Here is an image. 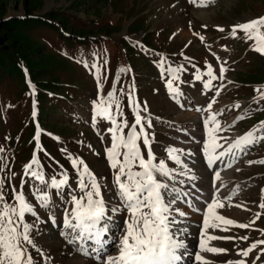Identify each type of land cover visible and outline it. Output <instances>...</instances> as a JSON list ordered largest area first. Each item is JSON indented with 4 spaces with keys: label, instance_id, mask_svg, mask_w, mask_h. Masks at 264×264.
I'll list each match as a JSON object with an SVG mask.
<instances>
[{
    "label": "rangeland",
    "instance_id": "rangeland-1",
    "mask_svg": "<svg viewBox=\"0 0 264 264\" xmlns=\"http://www.w3.org/2000/svg\"><path fill=\"white\" fill-rule=\"evenodd\" d=\"M259 16H264V0H205L203 4L200 0H0V192L15 205L13 188L19 192L23 183L25 197L34 206L36 215L26 213L24 218L32 225L29 234L35 247L25 245L28 254L36 256L32 264H102L75 251L77 241L69 243L73 234L63 227L64 211L72 208L71 195L80 194L78 172L69 156L82 159L101 180L102 194L109 205L118 203L113 170L105 152L112 143L108 129L115 125L96 115V105L108 101L104 107L110 104L111 114L126 135L134 123L132 92L144 110L146 129L153 133L157 160H165L174 172L182 169L169 159L167 148L179 144L178 136L194 124L191 113L182 107L189 94L197 98L199 109L210 95L215 97L207 112L208 116L217 114L219 129L214 135L219 144L225 145L235 134L259 129L256 141L240 151L239 162L231 174L225 175L230 199H222L224 208L216 209L236 223L208 229L210 235L234 239L209 242L210 246L226 249L224 253L202 254L212 264H227L234 258L245 264H264V244L257 243L264 240V208L260 207L264 204V163H259L264 160V139H260L264 128H259L264 121V98L257 92L264 90V54L254 50L255 40H249L242 31L235 37H223L235 24ZM211 43L210 49L221 52L218 56L224 72L222 79L212 80L219 93L212 88L204 95L200 83H196L199 80L188 81L193 71L206 76L203 68L191 71L187 64L189 55L201 56L217 68L215 58L205 53V46ZM158 52L164 55L156 56ZM153 59L158 68L151 65ZM174 68L183 72L187 83L179 85L173 78ZM170 79L179 87V94L171 96L173 101L166 90ZM110 92L114 93V102L109 100ZM32 118L39 119L41 129L40 150L33 156ZM125 120L126 127L122 123ZM183 136L188 140L187 134ZM16 139L19 141L14 142ZM138 143L146 158L141 141ZM60 146L66 152L60 151ZM196 148L204 151L201 144ZM34 156L38 163H32ZM63 160L71 169L61 168ZM30 163L29 172H42L47 184L51 182L47 179L59 180L67 172V185L61 190L46 187L26 174L25 166ZM158 179L165 182L163 177ZM37 188L49 193L47 208L36 199ZM126 216V212L113 214L112 238L101 257L116 255V238ZM50 217L55 218V224ZM196 220L200 222L198 217ZM188 222L199 226L198 222ZM224 227L228 231H223ZM192 228L183 231L190 233ZM62 231L69 233L67 239ZM253 244L256 247L248 256L240 255ZM191 264L199 262L194 257Z\"/></svg>",
    "mask_w": 264,
    "mask_h": 264
},
{
    "label": "snow or ice",
    "instance_id": "snow-or-ice-1",
    "mask_svg": "<svg viewBox=\"0 0 264 264\" xmlns=\"http://www.w3.org/2000/svg\"><path fill=\"white\" fill-rule=\"evenodd\" d=\"M195 2V0H192ZM203 4L205 0H200ZM264 16L249 19L247 21L237 23L232 28V35L236 36L238 31H242L249 40H255L253 45L254 50L264 54ZM203 39V38H201ZM162 67V65H161ZM171 72L172 70L169 69ZM221 73L224 68L221 67ZM207 75L209 79L205 81L204 87L212 86V80L217 77L212 72L211 65L208 66ZM174 79H178L175 75ZM196 79L200 80L201 76L196 75ZM168 89L173 94H179L178 87H173V81H167ZM261 98H264V90L257 89ZM109 100L114 102V93L108 94ZM108 101H101L96 105V115L103 116L109 119L114 128L108 130L112 133L111 147L106 148V158L109 167L113 170V183L116 187L115 197L118 203L109 205L105 201L102 194L101 180L90 170L88 165L79 158L69 159L72 166L78 172V188L79 195H71L72 208L65 209L63 227L70 229L72 238L69 243L76 241L81 242L78 251L84 255L95 254L96 258L102 260V264H178L183 255L187 254L186 245L182 240L176 238V233L172 231L176 221L172 217L171 204L175 200L166 202L162 190L168 187L167 183L158 179L159 177H170L172 170L168 168L166 161L163 159L157 160L151 147V139L149 134L141 123L143 117L139 114V106L134 104L133 111L135 112V122L131 125V129L126 135L123 134V127L116 123L114 116L110 112L109 107H104ZM239 107V105H236ZM210 107V105H209ZM117 109L119 105L117 104ZM122 115V112L119 113ZM210 120L215 125L209 129V142L205 144L204 151L208 156V164L211 166L215 159L212 153L217 148L223 146L219 144L218 138L214 133L219 129V122L215 116L210 117ZM123 126H127V121H123ZM207 124L208 121H205ZM139 126V131H137ZM151 127V122L148 123ZM259 128H264V121L260 122ZM259 129H253L244 135L238 137L227 148L226 152H231L233 148H242L243 146L254 143L257 139L255 132ZM142 139L145 147L146 156L141 151L139 140ZM264 139V137H260ZM176 149H167L169 159L180 163L175 155ZM225 151L220 152V156L226 154ZM32 163H38L35 156ZM256 163V161H249ZM264 163V160L259 161ZM32 168V164L25 166L26 174ZM31 175L44 183L46 187L61 190L68 183L67 172L62 174V178L57 180L55 177L51 179L50 184L44 180L42 172H31ZM219 179V173H216ZM3 180H0V185ZM23 183L21 191L17 192L13 188L14 199L17 204L8 203L2 192H0V264H32V257L27 252L26 244L35 247L30 231L32 225L25 222V214L30 213L36 215L34 206L26 199L23 192ZM36 199L40 202L41 207L47 208L50 203V195L43 192L39 188L35 190ZM224 207L219 200H213L207 205L208 212L205 213L203 228L200 233L199 247L200 251L194 254L195 260L199 264H212L202 253H224L227 250L210 246L209 242L218 239L231 240L230 236L219 237L210 235L208 229H217L223 225H234L236 222L225 218L217 213L216 209ZM260 207L264 208V204ZM179 215H185L184 212L176 210ZM126 212L127 216L123 221L121 234L117 239L116 255L108 254L101 257L105 244L107 243V234L110 231V222L113 219V214ZM258 218V216H257ZM55 224V218L50 217ZM219 222V223H217ZM254 223V221H253ZM241 228L250 227L249 224L236 225ZM228 231L227 227L222 229ZM61 235L66 239L69 233L62 231ZM247 239V237H242ZM91 242V243H89ZM257 243L264 244V240ZM256 247L253 244L250 248L242 250L240 255L248 256L249 252ZM91 248V253L89 252ZM184 250L181 252V250ZM264 251V250H262ZM227 264H245L243 260L229 261Z\"/></svg>",
    "mask_w": 264,
    "mask_h": 264
},
{
    "label": "bare ground",
    "instance_id": "bare-ground-1",
    "mask_svg": "<svg viewBox=\"0 0 264 264\" xmlns=\"http://www.w3.org/2000/svg\"><path fill=\"white\" fill-rule=\"evenodd\" d=\"M171 4V3H170ZM169 17V16H168ZM181 34H183V32H181ZM185 35V34H184ZM177 152H180V153H177ZM222 152V151H221ZM188 155H186L185 157H183V153L181 151H176L175 155L178 157L179 160H183L184 162L182 163L184 167L186 168H190V169H195V168H199L197 171H191L189 174L191 176H196L198 172H201V174H207L205 169L204 171L201 169V168H204L203 166L206 165V162L205 161H202L200 160V162L198 161V155L196 154V156H193L192 154V151H189L187 153ZM226 158L229 160V155L226 153L225 154ZM216 157H219V159H215V162L214 164H218L216 161L217 160H221V157L220 154H218ZM207 159H208V156H207ZM202 161V162H201ZM231 161V159H230ZM201 163V164H200ZM203 164V165H202ZM218 167L215 168V170H217ZM220 168H223V171L219 173V179H222L223 178V173H227V167L225 166H221ZM229 171V170H228ZM196 173V174H195ZM230 173V171H229ZM199 174V173H198ZM215 176V179L216 180H219L217 179L216 177V174L214 175ZM203 177V176H202ZM165 179V182L166 181H169L170 177H163ZM216 182H219V181H216ZM178 206V207H177ZM174 209H178L179 211H182L185 213V215L181 216L179 215V212H177L176 214L178 215L177 217V220H176V223L175 225L173 226L174 228H177V227H180L182 230H188L193 227L192 225L193 224H190L192 222H188V221H193L196 222L197 220V213L196 214H193L190 210H187L186 208H184L181 204V201H179L176 205L173 206ZM207 210V209H206ZM206 212V211H205ZM207 213V212H206ZM196 218V219H195ZM198 222V221H197ZM196 222V223H197ZM199 223V222H198ZM111 225V223H110ZM77 256V255H76ZM78 257V256H77ZM77 260V259H76ZM88 263V262H87Z\"/></svg>",
    "mask_w": 264,
    "mask_h": 264
},
{
    "label": "trees",
    "instance_id": "trees-1",
    "mask_svg": "<svg viewBox=\"0 0 264 264\" xmlns=\"http://www.w3.org/2000/svg\"><path fill=\"white\" fill-rule=\"evenodd\" d=\"M2 20H3V19H0V23H2V22H3ZM1 47H6V46H2V45H1Z\"/></svg>",
    "mask_w": 264,
    "mask_h": 264
}]
</instances>
